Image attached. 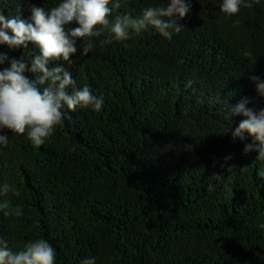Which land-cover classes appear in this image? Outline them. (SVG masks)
Segmentation results:
<instances>
[{
  "label": "trees",
  "instance_id": "obj_1",
  "mask_svg": "<svg viewBox=\"0 0 264 264\" xmlns=\"http://www.w3.org/2000/svg\"><path fill=\"white\" fill-rule=\"evenodd\" d=\"M60 2L0 0V10L27 19L31 5ZM163 2L122 0L117 13L139 16ZM190 2L171 39L154 29L108 44L92 38L88 55L57 62L103 99L100 112L65 108L39 147L0 133L9 140L0 187L10 185L0 238L14 252L42 238L56 264H264V161L244 152L251 136H232L245 117L225 120L226 105L245 97L264 108L249 79L264 81V0L231 17L222 0ZM0 52L20 59L24 49Z\"/></svg>",
  "mask_w": 264,
  "mask_h": 264
},
{
  "label": "clouds",
  "instance_id": "obj_2",
  "mask_svg": "<svg viewBox=\"0 0 264 264\" xmlns=\"http://www.w3.org/2000/svg\"><path fill=\"white\" fill-rule=\"evenodd\" d=\"M258 3L260 0H222L220 11L231 17L242 7L251 9ZM121 6L122 0H61L48 11L31 5L27 19L19 15L8 17L0 10V45L10 50L24 49L20 59H9L7 53L0 52V65L6 61L9 65L0 70V133L6 129L16 135L26 134L32 145L39 147L63 124L65 108L100 112L103 99L93 95L88 85L78 87L72 73L57 62L62 59L70 65L71 57L78 51L80 56L88 55L94 47L92 38L103 36L101 42L108 44L154 29L162 37L171 39L173 33L182 31L183 26L178 21L189 13L191 2L168 0L167 4L143 8L139 16L118 14ZM73 22L76 27H71ZM30 45L38 49V53H26ZM26 72L35 78H29ZM249 79L255 84L257 96L264 98V81L255 75ZM255 103V97H245L234 107L226 105L225 120L230 122L236 115L245 117L232 131V136L241 140L245 133L251 136L253 141L245 146L244 152L255 151L256 160L264 161V108L248 107ZM8 143V136L0 134V145L7 147ZM258 176L264 178V169L258 171ZM9 191L7 183L0 187V195H7ZM7 208V200L0 202V210ZM4 214L10 213L5 211ZM21 214L19 210L15 213L16 216ZM259 227L264 229V224ZM0 264H56V251L41 238L27 242L14 252L8 241L0 238ZM81 264H95V258H86Z\"/></svg>",
  "mask_w": 264,
  "mask_h": 264
}]
</instances>
